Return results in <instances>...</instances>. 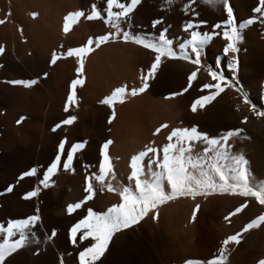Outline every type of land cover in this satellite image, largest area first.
I'll return each instance as SVG.
<instances>
[{"label": "rangeland", "instance_id": "rangeland-1", "mask_svg": "<svg viewBox=\"0 0 264 264\" xmlns=\"http://www.w3.org/2000/svg\"><path fill=\"white\" fill-rule=\"evenodd\" d=\"M19 1H23V4L21 3L22 8L18 12L20 17L23 16L21 18L23 20L21 21L20 19L19 23L17 21V23H14V20L9 17H14L12 13L15 10L11 13L12 9L10 7L12 6H8V1L2 0L4 2L2 3L0 0V4L2 3L4 6L6 2L7 5V7L6 5L4 6L7 9L0 6V21L4 22L0 23V45L4 48V51L0 53V222H6L8 219L24 218L30 215H38L40 219L34 229L38 243H33L17 250L16 253L6 257L4 264H61V260L63 264H79L78 252L84 247H88L91 239L86 238L83 242H79L78 237L82 234L81 230L77 233V243L73 244L69 240V229L87 214L89 208L97 212L105 211L112 204L119 203V196L116 192H108L106 188L100 191L99 185L93 181L95 192L90 200L85 201L80 208L73 210L71 213L67 211V205L83 200L85 195L84 177L91 173H98L100 148L107 140L112 141L108 145L106 152L112 164V172L114 173L112 183L114 187L118 183L119 185H131L133 183L128 179L131 172L129 159L136 153H128L126 167L129 166V169L126 170L127 173L122 172L124 173L122 176L117 173L119 166L115 164L117 162H115L116 159L111 152L110 146L114 145L112 135L118 127L116 122L118 119L122 121L126 119L129 114L127 115L125 112L131 113L129 110L132 111V114L125 121L132 123L134 115L137 117V120H134L136 122L142 119L145 121L151 120L152 118L149 115L151 108L148 101L157 102L169 97L168 91L172 85L158 78L153 82L151 91L146 94L148 95L145 98L146 101L144 99L141 100L142 102H137L135 104L136 108L129 107L130 109L128 108L129 110L125 111L123 107L128 103V100H125L127 103L117 102L112 108H109L107 105L100 103V101L119 85L114 87L112 83L109 84L110 86L106 85L107 76H105L106 78L104 75L100 76L99 72L94 70L98 69L99 64H102L98 63L99 58L96 59L95 57L90 61L94 68L92 70L95 71V76L91 77H93V81L97 80L95 84L97 83L98 85L95 87L93 82V84L89 83L90 85L92 84L88 86V89L90 88L92 91V96L91 99H89L90 97L87 98L88 96H85L87 93L83 87L87 78L84 74L85 66L89 60L88 57L92 55L91 52L95 51L96 53L98 48L90 45L93 50L84 57L81 73L78 74L76 72L77 57L63 56L62 53L66 52L68 48L80 47L86 44L85 40L82 43L80 36H78L79 34H73L65 39H58L57 36L60 33H66L63 31V17L67 13L81 10L87 14L92 4H96L99 7L102 5L103 0ZM160 1L150 0L148 1L150 4L147 2L148 7L143 9L138 5L130 19L132 20V17L134 19L137 12L142 10L147 25H150L151 21L157 18L163 22L164 16L163 12H161V19L160 9H164V4L162 3L164 0ZM120 2H125V0H120ZM59 4L64 5L65 8L63 9L65 12L59 7ZM160 6L163 8H160ZM1 11L4 12L1 14ZM220 12L222 13V10ZM32 13L36 15L33 16ZM156 14L157 16H155ZM2 15L5 18H1ZM82 18L80 19L82 24L87 26L88 39L90 37L94 39L96 36L110 31L102 20H92L90 22ZM78 21L75 24H79ZM73 25L70 26V29ZM161 25L163 23L159 25V28H163L160 27ZM221 38V36L218 37V41L222 49L225 41ZM114 42L116 43L113 44V41H109L99 47L108 48L110 46L112 53L109 54V59H107V56V61L106 59L104 60L107 67L110 68L115 65L114 63L111 64L113 60L120 61L118 60L119 58L126 60L124 56H132L131 58L135 56V53L130 51V47L136 46V44L132 42L125 43L121 40ZM122 43L125 45V47L123 46L124 50L121 48ZM106 45L109 46L107 47ZM127 45L130 46L127 47ZM137 47L143 48L138 45ZM114 48L115 53L113 52ZM53 52H56L59 58L55 63L50 64L49 61ZM204 56L206 55L203 50L202 60H204ZM108 60L111 61L109 64ZM205 65L209 67V62ZM120 67L125 70V67L128 66L121 65ZM44 73H47V76H44ZM78 78L82 79L83 83L76 85L75 89H73L76 104L70 105L68 111L65 112L64 104L70 90L71 81ZM31 79H35L37 83L29 87L9 83L12 80ZM133 80L130 77L131 82H127L125 85L122 83V85L125 87L129 85L126 87L129 90L133 87H139L140 84L138 85L137 81ZM99 84L102 85L99 86ZM92 86L93 89H102L95 91L97 96L93 93ZM145 92L146 90L143 93ZM128 97L131 98L130 95ZM147 107L149 108L147 109ZM113 113V119L109 123L108 117L113 115ZM122 113L126 116L125 118H122L124 117ZM69 115L76 117L72 124H61L55 131L52 130L56 124L66 119ZM120 115L123 116L121 117ZM21 117L23 119L18 124L17 120ZM129 117H132V120L130 118L131 121L128 120ZM134 121L133 123H136ZM126 123L123 121V124ZM132 125L127 124L125 126L129 127ZM61 139L66 141L65 154L73 143L83 142L85 146L74 155L73 170L64 171L61 168L50 177L49 187L43 188L39 184V180L42 178L43 170L47 168V165L55 157ZM33 167L37 168L36 175L25 177L22 180L18 179L22 172ZM120 171L123 170L120 169ZM120 176L123 178L121 179ZM73 178L74 180L71 182L73 184H71L70 181ZM76 182L80 190H78L76 184L74 185ZM9 185H12L11 191H7ZM74 186L77 187L78 192H76L78 194L76 192L73 193L76 190ZM34 188H39L37 195L24 199L25 194ZM69 195L72 197H69ZM107 195L111 196V200ZM227 196L243 198L218 192L195 197L177 196L174 200L158 207L156 220H153L151 215H146L138 224L115 233L105 253L95 264H184L186 260H202V264H206L208 259L218 254L220 242L241 229L235 224V214L237 213L228 216L229 212H234V207L231 208L226 203L225 197ZM107 197L110 201L105 204ZM221 197H224V199ZM194 208L196 209V215L193 218L192 212ZM160 215L161 217H159ZM226 216L228 217L227 220L225 219ZM52 230H55V236H51ZM245 233L247 231L240 234L238 237L239 243H234L235 247L226 246V253L228 252L226 264H257L258 261L264 260V250L251 249L248 252H244L241 249L244 246L243 236ZM198 237L202 243L207 242L202 244L199 249L195 245V243L199 242H196ZM230 243L233 244L232 242ZM235 250H240L238 255ZM234 254L237 257L232 258ZM253 258L254 261H252Z\"/></svg>", "mask_w": 264, "mask_h": 264}, {"label": "snow or ice", "instance_id": "snow-or-ice-1", "mask_svg": "<svg viewBox=\"0 0 264 264\" xmlns=\"http://www.w3.org/2000/svg\"><path fill=\"white\" fill-rule=\"evenodd\" d=\"M195 2V0H193ZM141 3V0H103L101 6L92 4L87 14L84 11L76 10L67 13L63 17V31L68 32L70 26L75 24L81 17L86 20H102L110 31L102 35L96 36L94 39L89 38L87 43L80 47L68 48L63 56L77 57L76 72L81 73L84 57L93 50L90 45L99 48L102 44L109 41L121 40L125 43L132 42L144 49L150 50L154 54L150 66L147 68L140 80L139 87H133L130 90L124 85L115 87L111 93L105 96L100 103L112 108L117 102H123L127 96H136L143 93L148 88L147 81L154 76L159 67L162 58L186 61L194 65V70L187 76V83L190 87L194 79L197 78L201 68L209 78V82L203 83L201 88L207 90L208 94L200 95L193 100L191 110L195 112L197 108H204L206 104L213 101L225 90H232L237 93L240 102L257 117H264V108L254 104L250 95L240 86L237 79L238 60L236 53L238 52V44L242 40V29L245 25L253 24V19L241 21L239 26L234 19V10L230 6V0H204V3L214 10H222L225 18L222 23L212 26V30L202 32L194 30L198 27L193 21L188 20L182 25L185 38L178 44L174 39L168 38L167 28H159L162 21L157 18L151 21L153 28H158L157 34L153 35L148 32L133 31L132 21L130 19L134 9ZM170 3V0H169ZM115 9V10H114ZM35 16V13H32ZM264 21V14L261 15ZM3 23V21H0ZM200 23H206L201 21ZM138 27V26H137ZM221 30V31H217ZM222 36L225 43L223 44V54L227 58V69L230 75L225 74L218 69L221 68L222 62L212 67H204L202 65V52L207 44L214 38ZM178 48V51L176 50ZM4 51L0 45V53ZM58 55L53 52L50 64L57 61ZM47 76V73H44ZM9 83L14 85H23L29 87L35 85L37 81L31 80H12ZM82 79H73L70 84L64 111L67 112L70 105L76 104V98L73 89L78 84H82ZM187 88L181 90L180 93H171L170 97L183 94ZM239 108V104L237 105ZM113 115L108 117L111 123ZM23 119L17 120L19 124ZM76 119L75 116L69 115L66 119L56 124L52 129L55 131L61 124L70 125ZM247 120V116L241 120V123ZM167 125L161 124L155 132H159ZM155 132L153 133L155 135ZM243 129L235 128L222 132L218 136H209V134L199 131L193 125L191 127L173 128L167 137L168 142L161 148L157 149L151 145L145 146L144 150L139 151L130 158V175L128 179L133 183L131 185H117L114 187L112 178V164L110 157L107 155L108 145L112 143L107 140L100 148V160L98 165V173H91L84 177L83 200L74 204L67 205V211L71 213L73 210L80 208L85 202L90 200L95 192L93 181L99 185L100 191L105 188L108 192H116L119 196V203L112 204L105 211H93L91 208L87 210V214L77 223L73 224L69 229V240L77 243V233L82 230L78 241L83 242L86 238L91 239L88 247H84L78 252L79 264H95L96 261L105 253V250L115 233L121 230L131 228L138 224L146 215H151L153 220L157 219V209L160 205L174 200L177 196L208 195L209 193H227L229 195H237L243 198H254L255 202L264 206V180L254 177L248 167L249 161L242 153L234 152L230 139L242 136ZM197 142L203 143L201 152L193 153L192 146ZM64 139L59 141L55 157L43 170L42 178L39 184L43 188L49 187V180L61 168L64 171H71L74 155L78 150L84 148L85 143H73L66 150L65 154ZM162 153V155H161ZM147 157V165L143 163ZM37 174V168L33 167L22 172L18 179L31 177ZM12 190L9 185L7 191ZM39 188L27 192L24 199H29L37 195ZM248 203L244 200L234 212H229L228 216L234 213H240ZM196 215V209H193L192 217ZM40 217L38 215H30L24 218L8 219L6 222H0V264H4L6 257L16 253L23 247L38 243L36 232L34 229ZM227 220L228 217L226 216ZM264 224V212L255 216L249 222L245 223L239 232L229 235L220 242L218 254L208 259L206 264H226L227 253L226 246L232 243H239L238 237L242 232L249 229H255ZM55 230H52L51 236H55ZM50 238V237H46ZM61 264L63 261L61 260ZM184 264H202L199 260H186ZM257 264H264V260H260Z\"/></svg>", "mask_w": 264, "mask_h": 264}, {"label": "bare ground", "instance_id": "bare-ground-1", "mask_svg": "<svg viewBox=\"0 0 264 264\" xmlns=\"http://www.w3.org/2000/svg\"><path fill=\"white\" fill-rule=\"evenodd\" d=\"M4 1H6V0H4ZM7 1H8L7 2L8 6L13 7V8L10 7L12 9L10 12L12 13V11L15 10L12 13L14 15V17L10 16L9 18L13 19L14 23L16 21L19 23L20 19L23 16L20 17L18 12H19V9L21 10V8H22L21 3L23 4V1H19V0H7ZM148 1H150V0H142L141 1V3L139 5L141 6L142 9L144 7H146V8L148 7L147 5L150 4V2H148ZM157 1H160V0H157ZM1 2H2V0H1ZM147 2H148V4H147ZM2 3H4V2H2ZM2 3L0 4V6L4 7L6 5V2L4 4V6L2 5ZM9 3H11V4H9ZM162 3L164 4V9L163 10L160 9V16L162 19L161 12H163L164 17H163V22H162L163 25H161L160 27L167 28L168 29V31H167L168 38L174 39V42L177 44L179 42H182V40L185 38V34L183 32L182 25L184 23H186L188 20H191L196 25H198V27H195L194 30L207 32L209 30H212L213 25H215L217 23H222L223 19L225 18L224 13L220 12L221 10H214L213 8L208 7L204 3V0H195V2H193V0H170V3H169V0H164V1H162ZM230 6L234 10V19H235V22L237 23V26H239L241 21H246L247 19H250V18L253 19V21H254L253 24H251V25L246 24L245 27L241 30L243 38L238 44V52L236 53L237 60H238L237 79L239 81L240 86H242L244 88V90L250 95L251 101L254 104H256L258 107L264 108V21H262L260 18L261 15L264 14V0H230ZM6 7H7V5H6ZM6 7H4V8L7 9ZM29 7H31V6H29ZM59 7L63 10V12H65L63 9V8H65L64 5L59 4ZM161 7L162 6H160V8ZM5 9H3V10H5ZM3 12L4 11H1V14ZM154 13H157V12H154ZM3 15L1 18H5V17H3ZM135 16L136 17L134 19L132 17V20H131L132 26H133L132 27L133 31L148 32V33H151L153 35L157 34L158 28H153L151 26V24L147 25V23L144 19V15H143L142 10L138 11L137 15H135ZM155 16H157V14ZM80 19L78 21L79 24L73 25L68 33L67 32L66 33H60V35L57 36V38L58 39H61V38L65 39V38H67L73 34L74 35L79 34L78 36H80V40L82 41V43H83V40H85L84 42L87 43V41H88L87 26L85 24H82ZM22 20L23 19H21V21ZM201 21H204L206 23H200ZM11 22H13V21H11ZM86 24H87V22H86ZM83 27H84V29H83ZM97 32H100V31H97ZM220 42H222V41H220ZM115 43L116 42L113 41V44H115ZM116 45H114V46H116ZM121 45H122L121 48H123V46L125 47V45H123V43ZM130 45H132V44H130ZM130 45H127V47ZM117 46H119V45H117ZM111 48H112V46H111ZM117 48H116V50L118 51ZM130 48H131L130 51L132 53L134 52L135 56L133 58H131L132 56H130V57L124 56V58L126 60H123L121 58H119V59L117 58L120 61L113 60L111 62L110 60H108V64H109V62H111V64H113V63L115 64V65H112V68L107 67V65L104 61L107 58V56H108L107 59H109V57H110L109 54L112 53L110 51L111 50L110 46L108 48H106V47L98 48L96 50V53H95V51L91 52L92 57L91 56L88 57L89 58L88 61H87L88 58L86 59L87 62H86V66H85L86 68H85V72H84V74L86 75L87 78L85 79L86 82L84 83L83 87H84V91L87 93V94L85 93L86 94L85 96H88L87 98L90 97L89 99H91V96H92V91L90 90V88L88 89V86L90 85L89 83L93 82L95 87H97V85H98L97 83L95 84V81H97V80L93 81V79H92L93 77H91V76H95L94 75L95 71L92 70L94 68L92 67L93 64L90 61H91V59H94L95 57H96V59L99 58L100 61L98 60L97 62L98 63L100 62L102 64H99L97 67L98 69H94V70L98 71L99 72L98 74L100 76H103V75H104V77L107 76V78L106 77L105 78L107 79L106 82L108 84L104 80L106 85H109L111 83H112L113 87L117 86V85L121 86L122 83H124V85H125V83L131 82L130 77L133 78L135 81H137L138 85L140 84V82H141L140 78L144 73H146L147 68L150 66L152 60L154 59V54L149 52V50H145L143 48L137 47V45L136 46L133 45ZM108 50H109V52H108ZM123 50H124V48H123ZM176 50L178 51V48ZM114 51H115V48H114L113 52ZM131 52H130V54H131ZM204 52L206 55V56H204L205 57L204 60H202V65H204V67H206L205 64L207 62H209L208 66L212 67L215 70V66L218 63L222 62L223 66L221 68H219L218 70L224 72L225 74L230 75V73L228 72V69L226 67L227 58L224 56L223 51L220 48L218 37H214L209 42V44H207L205 46ZM127 53H129V52H127ZM116 54H118V53H116ZM121 55H123V54H121ZM107 59H106V61H107ZM102 60H103V62H101ZM121 65L128 66V67H125V70H124V69H122V67H120ZM194 67H195L194 65H192L186 61L162 58L161 63L159 65V67L157 68L154 76L151 77L147 81L148 88L146 89V92L140 93L137 98H135V96L134 97L131 96V98L127 96L123 100V102H125V100L126 101L128 100V103L125 102V103H127V104H125L126 106L125 105H124V107L122 106L123 108H125V111L129 110L130 109L129 107H132L133 109L136 108L137 106H135V104H137V102H140L141 100H144L146 98V96H148L146 94H148V92L151 91L152 84H154L153 82L158 78H161V79L165 80L166 82H168L172 85L170 90L168 91V94L180 93L182 89L187 88V91L183 92V94L176 95L174 97L169 96V97L163 99L162 101L156 102V101L149 100L148 104L150 105V108H151L149 115L152 118V119L150 118L151 120L145 121L144 119H142L144 121L139 120L136 122L134 120L135 119L137 120V117L134 114H137V113L133 112L134 113L133 114L134 120H132V117H129L128 120H130V118L132 120V121L130 120L132 122V123H130V122L125 121V120H127V117L132 114V111L129 110V112H131V113L125 112V114H127V115L129 114L126 117L123 114L124 113V109H123L122 114L124 115V117H122L123 115L122 116L120 115V116L122 118L126 117V119H124L123 121H124V123H126V122L127 123L123 124V121L121 119L120 120L118 119V121L116 122V124L118 123L117 130L115 129L116 132L115 133L113 132V135H112L113 139H114L113 140L114 145L110 146L111 152L113 153V156L116 159L115 162H117L115 164H117L119 166L117 173L119 175H122V176L124 174L122 172L127 173L126 170L129 169V166H127L128 168L126 167V165H127L126 161H127L128 153H131V152L138 153L137 151L144 150L145 146H148V145H151L152 147H156L157 149H159L165 143L168 142V140H167L168 134L173 128L191 127V126L195 125L199 131L205 132V133L209 134V136H218L222 132L227 131L229 129L242 128L243 129L242 136L230 139V143L233 145L232 150L234 152L242 153L245 156V158L249 161L248 167L250 169L251 174L258 179L264 180V117H257L255 115H253V113L248 109V107L240 102V98L238 97L237 93L232 91V90H225L224 93H221L213 101L206 104L204 108H202V109L197 108V110L195 112H193L191 110V104H192L193 100L197 99L200 95L208 94V91L203 90L201 88V85L203 83L209 82V78L207 77V74L204 71V68L202 67L201 70L197 74V78L193 80L192 85L189 87L188 83H187V76L191 71L194 70ZM120 68L122 69V71ZM113 71H115V72H113ZM123 71H125V72H123ZM99 77H98V79H99ZM91 79H92V81H91ZM102 79H104V78L102 77ZM101 83H102V81H101ZM102 84H99V86ZM128 86H126V87H128ZM102 87H104V86H102ZM92 89H93V86H92ZM94 89H96V88H94ZM94 89H93V91H94L93 93H95V91L102 90V89H98V88H97L98 90L97 89L94 90ZM101 94H102V92H101ZM95 95H96V93H95ZM145 101H146V99H145ZM146 104H147V102H146ZM238 104H239V108H237ZM148 108L149 107H147V109ZM142 114H145V113H142ZM245 116H247V120L244 121V123H241V120H243V118ZM133 121L136 123H133ZM129 123L133 124V125L129 126V127L125 126L127 124L130 125ZM160 123L167 125V127L162 128L159 132H155V130L161 125ZM154 132H155V135L153 134ZM204 146L205 145L203 143L197 142L195 145L192 146L193 153L195 154L197 152H201ZM126 150H128V151H126ZM161 155H162V153H161ZM129 160H128V162H129ZM143 163L145 164V166L147 165V157L145 158ZM120 169H122L123 171H120ZM120 178H121V176H120ZM73 180H74V178L70 181V183ZM118 180L121 181L120 179H118ZM71 184H73V183H71ZM75 184L77 185V182L74 183V185ZM118 185H119V183H118ZM74 188L76 190H74L73 193H75L77 191V187L74 186ZM78 190H80L79 186H78ZM77 192H76V194H78ZM71 193H72V191H71ZM71 195H69V197ZM75 196H77V195H75ZM73 197H74V194H73ZM98 197H100V196L98 195ZM109 198L111 200V196ZM109 198L106 199L105 204L107 203V201L108 202L110 201ZM225 198H226V203L231 208L234 207V209L236 207H238L241 203H243L245 199H247V201H248L245 208L241 209L240 213L235 214V217H236L235 218V224L237 225L238 228H242L245 223L249 222L251 219L255 218V216L264 212V206L256 203L254 198H250V197L249 198H237L235 196L234 197H228L227 196ZM99 199H101V198H99ZM222 199H224V197ZM100 201H102V200H100ZM226 203H225V205H226ZM161 215L159 217H161ZM243 238H244V246H242L241 249L244 252H248L251 249H257V251L264 250V224H262L258 228L248 230L247 233L244 234ZM200 239H201V237H200ZM197 241H199V242H197ZM196 242L197 243H195V245H196V247H198V249L200 247H202L201 246L202 244L207 243L206 241L204 243H202L201 240H199V237L197 238ZM213 245H215V244H213ZM229 245H230L229 246L230 248L235 247L234 243L233 244L229 243ZM209 246H211V245H209ZM234 249L232 250V253H233ZM239 251L240 250H238V251L235 250V253H237V255H238ZM235 256H236V254H234L232 258H234ZM199 257H201V256H199ZM252 261H254V258L252 259Z\"/></svg>", "mask_w": 264, "mask_h": 264}]
</instances>
